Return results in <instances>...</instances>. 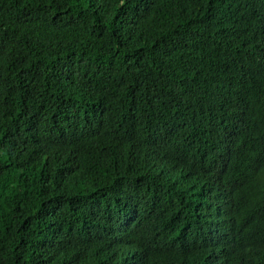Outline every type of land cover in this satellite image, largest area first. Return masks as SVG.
<instances>
[{
  "label": "trees",
  "instance_id": "obj_1",
  "mask_svg": "<svg viewBox=\"0 0 264 264\" xmlns=\"http://www.w3.org/2000/svg\"><path fill=\"white\" fill-rule=\"evenodd\" d=\"M0 264H264V0H0Z\"/></svg>",
  "mask_w": 264,
  "mask_h": 264
},
{
  "label": "bare ground",
  "instance_id": "obj_2",
  "mask_svg": "<svg viewBox=\"0 0 264 264\" xmlns=\"http://www.w3.org/2000/svg\"><path fill=\"white\" fill-rule=\"evenodd\" d=\"M156 240H157V239H156ZM159 242H160V241H159ZM159 242H158V243H159ZM164 244H165V243H164Z\"/></svg>",
  "mask_w": 264,
  "mask_h": 264
}]
</instances>
